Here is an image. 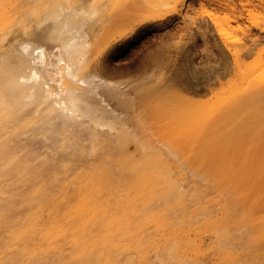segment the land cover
<instances>
[{"label": "bare ground", "instance_id": "1", "mask_svg": "<svg viewBox=\"0 0 264 264\" xmlns=\"http://www.w3.org/2000/svg\"><path fill=\"white\" fill-rule=\"evenodd\" d=\"M186 2L0 0V264H264V183L246 186L249 174L238 172L264 157V54L245 62L256 41L236 44L212 19L233 79L220 77L206 100L172 83L175 64L166 71L159 48L160 64L140 56L148 76L128 89L105 61L138 25L170 24ZM201 30L208 43L213 31Z\"/></svg>", "mask_w": 264, "mask_h": 264}, {"label": "rangeland", "instance_id": "2", "mask_svg": "<svg viewBox=\"0 0 264 264\" xmlns=\"http://www.w3.org/2000/svg\"><path fill=\"white\" fill-rule=\"evenodd\" d=\"M187 3V4H186ZM184 5H183V7H182V10H181V14L179 13V12H177V13H175L172 17H171V23L169 24V22H168V20H164L165 21V23H164V21H160V23H162V24H160L159 23V21L158 22H156V23H149L148 25H147V27H140L139 25H138V27H139V32H138V34H136V36H134V38L132 39V40H130V41H128V42H125L123 45L122 44H120L119 46H117L118 48H117V51L118 52H115L114 53V57H113V59H111V58H108V57H106L105 58V61H107V59H110V60H108L107 62H112V60H114L113 61V63H110V65L111 66H114V64H115V70L117 71V73H122V75H119V76H117V75H114V79L116 80V79H121L120 80V82L123 80V79H126V80H124V82L125 81H127V83H124V82H119L120 84H121V86L123 85V84H125L124 86H125V88L126 89H128L129 87H131V85H133L135 82H137L136 81V79H139V77L141 76V74L139 73V72H142V77L143 78H146V76H148L147 74H145L144 73V71H147V69L149 68V67H147L148 65V63H147V61H146V59H148V58H145L144 57V59H145V62H144V59H142V58H140V56L142 57V56H146V57H148L149 55V53H150V55H152V53L154 54L155 52L154 51H156L157 52V49L156 48H159V52L161 53V54H159V52L157 53V54H155V56H158V54H159V56H158V58L160 57V55L162 56V57H160L161 58V60H162V58L164 59V61H161V62H163V65L165 66V69H166V66L169 64L168 62V60H170V61H172V65H173V63L175 64V65H173V67H172V65H171V63H170V65H171V67H172V70L173 69H175V73L173 74L172 72V74H171V76H172V78H173V81H172V83L176 86V87H178V88H180L179 86H181V84H182V86H181V88L180 89H182L183 90V88L185 89V93H190L191 91H192V93L193 92H195L194 94H191V95H194L193 97H195L196 96V94H197V96H198V99H200V97L203 99V100H206L207 99V97L208 98H210V97H212L213 95H214V92L216 93V91H219V87L220 86H222V80H221V78L223 79V82H224V80H225V83L228 81V80H230V79H233L232 77H231V75H229L228 73L229 72H227V70H229V68L231 67V64H232V55H227L226 53L228 52V54H229V51H227V49H226V51H225V49H224V45H223V47H222V49L224 50V51H222V53H221V51H220V53H221V57H219V52H218V50L216 49V47H214L213 46V43H212V41H213V37L215 38L214 40H215V42H216V38H217V40H222V38H221V36L217 33L218 32V30H217V23H216V21H214V20H212L213 18H215L216 16H217V22L219 21L224 27H226L227 28V30L229 29V30H231V29H233L232 31V37H233V34H235V37L233 38L235 41H237L236 42V44H238V40L241 38V40H239L240 41V43L243 41L244 42V40H245V42H253V41H256V44H255V51H253L252 53H251V56H250V54H248L247 56H246V58H245V62L246 63H253L255 60H256V58H257V55L259 54L258 52H260V54H264V0H188V2H186ZM188 3H190L189 5H188ZM188 5V6H187ZM190 6V7H189ZM192 6V7H191ZM185 7H186V9H185ZM185 12V13H184ZM186 12H190V13H188V14H190L189 16H188V14L186 13ZM208 13H212V15H208ZM184 14H186V16H187V18H186V16L184 15ZM191 14H192V18L195 16V17H197V18H195L194 20L193 19H191ZM213 15H215L214 17H212L211 18V16H213ZM204 17V18H203ZM184 18H186V20L188 19V18H190L191 19V22H195L196 24H193L192 23V25H191V22H189L190 21V19H189V23H190V25H188L189 23H187L186 22V20L184 19ZM201 18H203V19H201ZM202 20V22H201V24L203 25V22L205 21V19H206V21L204 22L205 24H209V25H211V26H209L208 25V27H205V28H207V30L204 28L203 29V27L204 26H206L205 24H204V26L202 27V28H200V26L198 27L197 25H199L200 23H199V21H201ZM198 21V22H196V21ZM204 20V21H203ZM209 21V22H208ZM212 21V22H211ZM168 24H167V23ZM173 22V23H172ZM186 24H185V23ZM210 22H211V24H210ZM216 24V25H213L214 23ZM165 24H167L166 25V27H167V29L165 28ZM172 24V25H171ZM184 24H185V26H184ZM45 25V24H44ZM127 25V24H126ZM126 25H124V28H123V25H122V28H120L119 30H120V32H122V31H124V29H126L127 27H125ZM162 25V26H161ZM175 25V26H174ZM186 25H187V27H190L189 29H191L192 28V30H193V28H195V30H193L192 32H194L195 34H192V32L190 33V34H192V35H189V36H187L186 37V34L188 33L189 34V29H188V31L186 30ZM194 25V27H191V26H193ZM196 25V26H195ZM212 25H213V27H212ZM46 26V25H45ZM172 26V27H171ZM214 26H215V28H214ZM164 27V28H163ZM169 27H171V28H169ZM177 29H179V30H177ZM229 27V28H228ZM98 28V27H97ZM185 29V32H186V34H182V33H184V31H183V29ZM197 28H200V30L201 31H207L208 32V29H210V30H212L213 32H211V33H209V34H212V35H210V38H209V42L208 43H210V39H212L211 40V47L210 46H208L209 44L205 41V39L203 38V36H202V34L200 33V30H199V34H201V35H199L198 34V32H196V29ZM173 29V31L174 32H176L175 30H177V32H176V36H177V38L176 39H178V40H174V38H175V35H173L172 37H173V40H172V38H171V40H170V38L168 37L167 39L169 40H166V36L168 35V36H170L169 34H166L167 32H169V31H171V30ZM214 29V30H213ZM215 29H216V31H215ZM99 30H100V32H99ZM98 30V33L100 34H102L103 32H104V30H103V32H102V30L101 29H99ZM122 30V31H121ZM127 30V29H126ZM148 30V31H147ZM165 30H167V32L165 31ZM181 30V31H180ZM228 30V31H229ZM143 31V32H142ZM147 31V32H146ZM161 31V32H160ZM165 31V32H164ZM172 31V32H173ZM197 31H198V29H197ZM96 32H97V30H96ZM119 32V33H120ZM146 32V33H145ZM155 32H159L158 34H160L159 36H160V38H161V42H163V43H166V41H167V43H166V46L162 43L161 44V42H160V38H159V36H158V34L157 33H155ZM179 32H182L181 33V35H185V36H183V37H180L181 35H178V33ZM230 32V31H229ZM163 33V34H162ZM213 33H215V34H213ZM231 33V32H230ZM97 34V33H96ZM155 34H157V35H155ZM166 34V35H165ZM187 34V35H188ZM197 34V35H196ZM208 34V35H209ZM219 36H218V35ZM148 37H147V36ZM161 35L163 36V35H165V36H163V37H161ZM158 37V38H154V37ZM178 36L180 37V38H178ZM198 36V37H197ZM203 38H201V37ZM213 36V37H212ZM220 37V39H218V37ZM165 37V38H164ZM185 37V38H184ZM188 37H190L191 39H189L188 41H187V39H188ZM193 37V38H192ZM194 37H196V38H194ZM149 38V39H148ZM154 38V39H153ZM162 38H164L165 39V41H164V39H162ZM236 38H239V39H237L236 40ZM242 38H243V40H242ZM150 39H153V40H151L150 41ZM157 40V42L155 43V41L154 40ZM146 40V41H145ZM163 40V41H162ZM195 42H194V41ZM198 40H199V42H198ZM202 40H204V41H202ZM154 41V42H153ZM186 41H187V43H186ZM190 41H191V43H190ZM194 43H193V42ZM196 41L198 42L197 44H196ZM234 41V42H235ZM161 44V45H163V46H161L159 43ZM190 44H189V43ZM201 42H203V43H207L206 45V47L205 48H211V51H212V48H213V51H212V53H210L209 51V49H204V44L203 43H201ZM214 42V41H213ZM155 43V44H154ZM159 44L160 46H158V47H156V44ZM223 42H221V44H222ZM141 44V45H140ZM144 44L145 45H147V46H144ZM157 44V45H158ZM193 44V45H192ZM194 44H196L195 45V47L196 46H198V47H200V49H203L202 51L198 48V50H199V52L196 50V49H194ZM199 44L200 45H203V46H199ZM149 45H150V48H149ZM155 45V46H154ZM179 45V46H178ZM123 46H124V48H123ZM126 46V47H125ZM178 47V49H177V47ZM189 46V47H188ZM213 46V47H212ZM132 47V48H131ZM147 47V48H146ZM180 47V48H179ZM190 47H192V48H190ZM122 48V49H121ZM149 48V49H148ZM151 48H153V49H151ZM118 49H120V50H118ZM137 49V50H136ZM161 49V50H160ZM164 49V50H163ZM185 51H184V50ZM191 50V52H193V54L190 52V50ZM215 49H216V51H215ZM142 50H143V53H142ZM176 50H178V51H176ZM180 50V51H179ZM209 50V51H208ZM124 51H126V52H124ZM134 51V52H133ZM137 51V52H136ZM145 51V52H144ZM153 51V52H152ZM182 51V52H181ZM184 51V52H183ZM188 51V52H187ZM195 51H197L198 52V54L195 52ZM202 53H201V52ZM206 51V52H205ZM207 51H208V53H207ZM133 52V53H132ZM179 52V53H178ZM213 52H214V54H213ZM218 52V53H217ZM226 52V53H225ZM140 53H142L141 55H140ZM145 53H147V54H145ZM176 53H178V55L176 54ZM195 53H196V55H195ZM206 55V54H208L209 56H210V60H211V66L209 65L210 64V61H207L206 59H208L209 58V56L208 55H204V54ZM216 53V54H215ZM127 54V55H126ZM169 54H172L173 56H170ZM187 54V55H186ZM189 54V55H188ZM201 54H203V55H201V56H203L202 58L200 57V55ZM211 54V55H210ZM218 54V55H217ZM223 54V55H222ZM109 55V54H108ZM133 55V56H132ZM177 55V56H176ZM192 55H193V57H194V55H195V57L193 58L192 57ZM215 55H217L218 57L217 58H215L216 56ZM225 55V56H224ZM123 56H132L131 58L130 57H127L128 59H126V57H123ZM136 56V57H135ZM154 55H152V57H149V58H154V59H158L157 57H153ZM187 56V57H186ZM188 56H190V57H188ZM199 57V58H197V57ZM215 56V57H214ZM224 56V57H223ZM229 56V58H227ZM123 57V58H122ZM172 57V58H171ZM207 57V58H206ZM117 58H118V60H117ZM120 58V59H119ZM122 58V59H121ZM130 58V59H129ZM140 58V59H139ZM187 58V59H186ZM190 58V59H189ZM196 58V59H195ZM201 58V59H200ZM206 58V59H205ZM123 59H125V60H127V62L126 61H123ZM131 59H132V61H131ZM139 61H138V60ZM143 60L142 62H144V63H142V65H141V63H140V60ZM175 60L176 62H173V60ZM177 59H178V61H177ZM186 59V60H185ZM229 59V60H228ZM122 60V61H121ZM133 60L134 61H136L138 64H140V65H138L137 64V67H133L132 66V64H133ZM149 60V59H148ZM151 60V59H150ZM166 60H167V62H166ZM183 60H185V61H183ZM194 60H196V61H194ZM200 60H201V62H200ZM116 61H120V62H117L116 63ZM153 61V60H152ZM158 62H159V64H160V59L159 60H157ZM181 61V62H180ZM182 61H183V63H182ZM188 61V62H187ZM194 61V62H193ZM197 61H198V63H197ZM218 61L220 62L219 64H218ZM225 61H226V63H225ZM122 62V63H121ZM127 63V66L129 65V66H131V67H133L132 68V71H131V73H130V75H129V78H127L128 76V74L125 76L124 74H123V68H124V66H126V63ZM131 64H130V63ZM191 62H193L192 64H191ZM197 64H196V63ZM207 62H209L208 64H207ZM216 62V63H215ZM145 63H146V65L147 66H144V68L146 67L147 69H142L143 67V65H145ZM165 63V64H164ZM197 65H195V64ZM200 63V64H199ZM202 63V64H201ZM206 63V64H205ZM229 63V64H228ZM135 64V63H134ZM149 66H151V63L149 62ZM156 65V67H158V69H159V66L161 67L162 65ZM162 64V63H161ZM180 64V65H179ZM194 64V65H193ZM198 64H199V66H198ZM205 64V65H204ZM215 65V67H212V66H214ZM226 64H228V65H226ZM136 65V64H135ZM152 65H154L155 66V64H153V62H152ZM170 65H168L167 66V69H166V71H169L168 69H170L171 67H170ZM207 65V66H206ZM209 65V66H208ZM226 65V66H225ZM126 66V67H127ZM164 66H162L163 68H162V70H165L164 69ZM178 66V67H177ZM192 66V67H191ZM196 68H195V67ZM202 66V67H201ZM125 67V68H126ZM142 67V68H141ZM156 67H153V66H151L150 68L151 69H153V68H155V69H153V70H156ZM174 67H176V68H174ZM227 67V68H226ZM124 68V69H125ZM223 68H224V70H223ZM225 68L227 69L226 71H225ZM151 69H150V72L152 73V71H151ZM157 69V70H158ZM161 69V68H160ZM159 69V70H160ZM231 69V68H230ZM119 70H121V72L119 71ZM135 70V71H134ZM156 70V71H157ZM158 70V71H159ZM161 70V71H162ZM160 71V72H161ZM170 71H171V69H170ZM169 71V72H170ZM133 72H136V74L134 73V75L132 74ZM149 71H148V73H150ZM227 72V73H226ZM166 73H168V72H166ZM220 73V74H219ZM224 74V76H223V74ZM140 74V75H139ZM144 74V75H143ZM217 74H219V75H221V76H219V75H217ZM231 74V73H230ZM134 77H133V76ZM137 75H139V76H137ZM117 76V77H116ZM121 76H123V77H121ZM125 76V77H124ZM138 77V78H135V77ZM131 77V78H130ZM142 77H140V79H143ZM168 77H170V75H168ZM221 77V78H220ZM218 78H220L219 80H221V81H219L218 80ZM129 79H131V80H129ZM139 79V80H140ZM114 80V81H115ZM138 80V81H139ZM119 81V80H118ZM130 82V86H129V82ZM134 82V83H132V82ZM116 83H118L117 82V80L115 81ZM176 82H178V84L176 83ZM221 83V84H220ZM224 84V83H223ZM127 86V87H126ZM219 88V89H218ZM211 90V91H210ZM188 93V94H189ZM212 95V96H211ZM197 98V97H196ZM205 98V99H204ZM112 102V101H111ZM122 107H120V108H118L121 112H122V110L123 109H121ZM124 110H126V111H131L132 109H124ZM257 110H261V109H257ZM119 111V113L121 114V116L124 114L123 112H125V111H123L122 113ZM132 113H133V115H134V112H136V111H131ZM127 114H129L128 112H126ZM260 114V113H259ZM125 115V117H129V116H131L130 114H129V116H126V114H124ZM261 114H260V116H259V118H258V123H260L261 121L263 122L264 120V114H263V117H262V119H261ZM124 117V116H123ZM122 117V118H123ZM125 117L123 118V119H125ZM126 118V119H127ZM122 119V120H123ZM125 119V120H126ZM129 119V118H128ZM128 119H127V121H128ZM132 119V118H131ZM130 119V120H131ZM261 119V120H260ZM130 122V123H129ZM129 122H125L124 121V123L126 124L127 123V125H129L130 126V124H131V121H129ZM260 123L261 125H263L264 126V123ZM259 124V125H260ZM111 131V130H110ZM112 132V131H111ZM146 134H148V136H150V132H147ZM135 145L134 144H129V149L131 150V151H134V149H135V147H134ZM132 149H131V148ZM138 150V148L137 149H135V151H137ZM139 151V150H138ZM137 151V153L136 154H140L141 153V151L140 152H138ZM261 155V154H260ZM260 155H255V154H253V159L252 160H250V161H246V163H245V161L243 162V163H245V164H242V162H241V167H246V166H248L249 164L250 165H252V168L251 169H249V168H243L244 169V171H243V169H241V171H238V172H244V173H248L249 174V176H248V174H246V176H248L247 178H250L249 180H247L248 181V184H246V186H251V185H253L255 182V184H258V183H260L261 181V183L260 184H262V183H264V181H263V177H264V157L263 158H261L262 157V155L260 156ZM250 157V156H249ZM248 157V158H249ZM247 164V165H246ZM247 170H249V171H247ZM251 174H250V173ZM263 173V174H262ZM243 174V173H242ZM254 174V175H253ZM256 174H258V175H256ZM260 174H261V177H260ZM252 175H253V177H252ZM258 176V177H257ZM254 177H256V178H258V179H256V178H254ZM260 177V178H259ZM251 179H252V181L254 182L253 184H252V181H251ZM254 179V180H253ZM260 179V180H259ZM262 179V180H261ZM256 180H258V182L256 181ZM249 181H251L250 182V184H249ZM263 188V189H262ZM259 191H261V190H264V186L262 187ZM249 189H251V187L249 188ZM252 190V192H253V194L255 195V193L257 192L258 193V190H256V192H255V190H253V189H251ZM241 191H239V194L238 195H242V192L240 193ZM256 193V194H257ZM243 212H245L244 210H242ZM263 211V212H262ZM242 212V213H243ZM261 216H264V210H261V212H257V214H256V220H259L260 218H261Z\"/></svg>", "mask_w": 264, "mask_h": 264}, {"label": "snow or ice", "instance_id": "3", "mask_svg": "<svg viewBox=\"0 0 264 264\" xmlns=\"http://www.w3.org/2000/svg\"><path fill=\"white\" fill-rule=\"evenodd\" d=\"M208 15H212V13H208ZM238 39V38H237ZM26 51V49H25ZM79 83H83V81H78Z\"/></svg>", "mask_w": 264, "mask_h": 264}]
</instances>
